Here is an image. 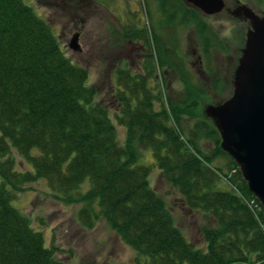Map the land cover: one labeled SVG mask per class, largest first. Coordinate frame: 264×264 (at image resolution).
I'll return each mask as SVG.
<instances>
[{
    "label": "trees",
    "instance_id": "trees-1",
    "mask_svg": "<svg viewBox=\"0 0 264 264\" xmlns=\"http://www.w3.org/2000/svg\"><path fill=\"white\" fill-rule=\"evenodd\" d=\"M152 1L158 3L160 29L174 31L176 21L194 28L204 71L214 74L208 52L220 43L202 17L180 0ZM125 36L141 40L149 59L157 57L159 67L170 68L188 90L183 98L169 97L166 108L149 84L154 65L148 58L140 74L119 70L113 98L114 119L125 130L120 146L108 108L87 86L86 70L64 57L48 25L22 0H0V264H58L41 233L10 204L12 190L37 180L46 181L62 203L81 205L77 216L85 228L103 219L135 252L134 264H264L262 209L220 150L212 123L199 114L192 95L207 96L200 82L194 83L172 49H162L167 42L160 44L157 30L135 29ZM150 43L156 45L153 55ZM206 141L212 145L208 153ZM142 150L151 152L185 207L205 220L204 250L184 238L150 188V169L137 165ZM12 152L32 171H16ZM219 159L226 160L223 167L214 164ZM86 180L90 186L80 192Z\"/></svg>",
    "mask_w": 264,
    "mask_h": 264
},
{
    "label": "rangeland",
    "instance_id": "rangeland-1",
    "mask_svg": "<svg viewBox=\"0 0 264 264\" xmlns=\"http://www.w3.org/2000/svg\"><path fill=\"white\" fill-rule=\"evenodd\" d=\"M22 1L48 25L64 57L72 65L86 70L87 86L96 89V101L108 108V115L120 146L124 143L125 130L118 126L114 119L116 104L113 95L117 87V72L123 69L133 75L140 74L144 60L149 59L147 48L141 40L124 38L128 31L146 29L147 32H152V29H155L162 39L160 44L164 45L167 42L162 49H172L180 57L185 71L194 83L197 81L201 83L197 85L207 94L206 97L192 95L198 100L199 114L202 118H204L203 106L226 99L232 91V76L239 57L238 48L244 46L248 21L230 17L226 9L219 14L205 16L180 0L187 10L196 11L219 39L220 46L208 52H211V66L214 73L209 75L205 73L206 59L201 57L199 37L193 34L194 28L189 27L187 22L176 21L178 28L174 31L169 26L160 29L158 3L152 0L145 2L142 0ZM223 1L228 8L233 0ZM241 1L264 11V0ZM75 34L78 35L79 52L68 48V43ZM173 34L175 41H172ZM155 47L154 43H150L152 55ZM150 61L154 65V79L149 84L156 91L159 90L160 98L163 99L162 104L167 108V99L183 98L187 86L172 75L170 68L166 71L164 68L162 70L157 57L153 55ZM214 82L217 85L216 91L212 88ZM188 122L191 123L190 120ZM202 147L206 153L212 149L209 141L204 142ZM139 153L137 165L150 169L149 186L163 200L176 228L194 248L204 250L205 244L200 227L205 220L200 214L187 209L179 193L162 179L151 152L142 150ZM12 156L16 171H32V168L16 153L12 152ZM225 161L219 159L214 164L223 167ZM89 186V181L86 180L79 191L85 192ZM218 186L227 189L223 182ZM11 194V206L27 218L34 231L41 233L44 246L53 250L58 264L135 263L137 258L135 252L121 241L103 219H98L92 228H85L77 216L81 205H66L59 201L46 181L37 180L26 184L19 191L12 190Z\"/></svg>",
    "mask_w": 264,
    "mask_h": 264
},
{
    "label": "water",
    "instance_id": "water-1",
    "mask_svg": "<svg viewBox=\"0 0 264 264\" xmlns=\"http://www.w3.org/2000/svg\"><path fill=\"white\" fill-rule=\"evenodd\" d=\"M183 1L205 16L225 10L223 0ZM232 14L250 20L233 72L232 91L226 99L203 106L202 114L217 131L220 150L237 166L264 219V14L259 18L245 6ZM68 48L80 51L77 34Z\"/></svg>",
    "mask_w": 264,
    "mask_h": 264
},
{
    "label": "flooded vegetation",
    "instance_id": "flooded-vegetation-1",
    "mask_svg": "<svg viewBox=\"0 0 264 264\" xmlns=\"http://www.w3.org/2000/svg\"><path fill=\"white\" fill-rule=\"evenodd\" d=\"M240 6L247 7L254 15H256L259 18L263 17L264 11H261L258 8L251 7L250 5L243 3L241 0H233L232 4L228 8H226V5H225V9H226V12L229 14L230 17H234V15L232 13H234ZM235 18H243V17L238 16ZM247 25H248V29H249L250 28V20L249 19H248Z\"/></svg>",
    "mask_w": 264,
    "mask_h": 264
}]
</instances>
